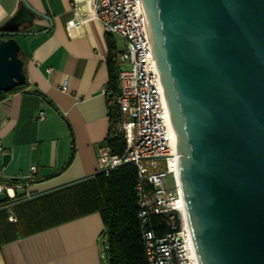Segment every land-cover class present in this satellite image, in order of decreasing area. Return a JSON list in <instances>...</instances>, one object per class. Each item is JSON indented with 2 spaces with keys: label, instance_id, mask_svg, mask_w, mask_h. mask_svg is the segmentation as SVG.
<instances>
[{
  "label": "water",
  "instance_id": "1",
  "mask_svg": "<svg viewBox=\"0 0 264 264\" xmlns=\"http://www.w3.org/2000/svg\"><path fill=\"white\" fill-rule=\"evenodd\" d=\"M141 1L198 264H264V0ZM35 17L20 0L0 24V90L26 80Z\"/></svg>",
  "mask_w": 264,
  "mask_h": 264
},
{
  "label": "crops",
  "instance_id": "2",
  "mask_svg": "<svg viewBox=\"0 0 264 264\" xmlns=\"http://www.w3.org/2000/svg\"><path fill=\"white\" fill-rule=\"evenodd\" d=\"M26 1L52 24L46 30L49 22L35 17L16 36L27 87L0 101V179H22L36 166L14 198L0 193V264H106L93 178L109 130L107 36L91 16L67 27L96 0ZM19 3L0 0V24ZM109 40L123 48L114 34Z\"/></svg>",
  "mask_w": 264,
  "mask_h": 264
},
{
  "label": "built area",
  "instance_id": "3",
  "mask_svg": "<svg viewBox=\"0 0 264 264\" xmlns=\"http://www.w3.org/2000/svg\"><path fill=\"white\" fill-rule=\"evenodd\" d=\"M88 16L96 18L105 33L124 41L123 48L116 51L117 92L110 100L114 114L108 117L106 134V139L122 135L124 147L115 153L107 144L100 146L97 172L108 174L121 164H134L138 217L148 264H198L177 174L176 143L142 1L96 0L85 17L77 14L67 21V27L80 25ZM35 169L30 165L22 179H0V193L14 198L15 189L33 179ZM151 213L166 214L171 229L157 235L147 225Z\"/></svg>",
  "mask_w": 264,
  "mask_h": 264
},
{
  "label": "trees",
  "instance_id": "4",
  "mask_svg": "<svg viewBox=\"0 0 264 264\" xmlns=\"http://www.w3.org/2000/svg\"><path fill=\"white\" fill-rule=\"evenodd\" d=\"M109 52L106 58L108 70L107 104L108 117H113L114 107L110 100L117 92L116 72L119 63L116 59L114 42L106 32ZM22 58V57H21ZM23 59V58H22ZM27 82L17 84L13 89L0 90V101L12 93L25 90ZM34 92L43 96L37 90ZM112 152L119 153L124 147L122 135L105 139ZM136 168L133 163H124L112 169L108 174L96 173L93 178L95 188V210L103 222L102 236L105 242L106 264H148L141 236V223L138 217V204L135 192ZM147 225L159 235L171 229L168 216L151 213Z\"/></svg>",
  "mask_w": 264,
  "mask_h": 264
},
{
  "label": "rangeland",
  "instance_id": "5",
  "mask_svg": "<svg viewBox=\"0 0 264 264\" xmlns=\"http://www.w3.org/2000/svg\"><path fill=\"white\" fill-rule=\"evenodd\" d=\"M114 37H115V39H116V41H117L118 45H119V46H122L123 42H122L121 38H120V37H118V36H117V35H115V34H114Z\"/></svg>",
  "mask_w": 264,
  "mask_h": 264
},
{
  "label": "bare ground",
  "instance_id": "6",
  "mask_svg": "<svg viewBox=\"0 0 264 264\" xmlns=\"http://www.w3.org/2000/svg\"><path fill=\"white\" fill-rule=\"evenodd\" d=\"M173 139L176 141V138H175V134H174V132H173Z\"/></svg>",
  "mask_w": 264,
  "mask_h": 264
}]
</instances>
